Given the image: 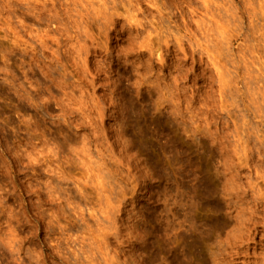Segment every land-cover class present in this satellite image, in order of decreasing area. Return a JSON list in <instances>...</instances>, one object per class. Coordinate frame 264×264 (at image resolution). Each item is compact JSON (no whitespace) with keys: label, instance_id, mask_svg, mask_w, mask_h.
Instances as JSON below:
<instances>
[{"label":"rangeland","instance_id":"rangeland-1","mask_svg":"<svg viewBox=\"0 0 264 264\" xmlns=\"http://www.w3.org/2000/svg\"><path fill=\"white\" fill-rule=\"evenodd\" d=\"M0 264H264V0H0Z\"/></svg>","mask_w":264,"mask_h":264}]
</instances>
